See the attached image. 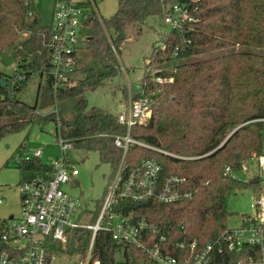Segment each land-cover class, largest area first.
<instances>
[{"label": "trees", "instance_id": "16d2710c", "mask_svg": "<svg viewBox=\"0 0 264 264\" xmlns=\"http://www.w3.org/2000/svg\"><path fill=\"white\" fill-rule=\"evenodd\" d=\"M173 5L185 7L190 20L167 34L157 33L159 45L153 47L146 65L151 73L138 81L134 92V98L147 99L150 114L131 127L130 136L174 157L134 145L125 162L128 170L143 160L157 162L160 178L184 177L192 198L170 205L150 201L131 204L129 210L159 226L168 242L196 241L201 248L228 227L227 202L232 194L246 189L256 195L262 192L260 182L250 183L236 176L245 162L263 153L264 55L247 49L264 50V0H117L116 13L108 21L101 24L93 14L85 21L87 49L108 73L76 68L74 74L81 72L83 78L55 94L48 76L51 32L42 25L35 0H0V56L12 51L19 69L7 78L0 72V139L25 130L36 113L40 116L49 107L102 86L118 68L106 32L111 29L116 33L112 41L116 48L129 25L163 20ZM81 7L90 14L88 3ZM150 29L155 31L154 26ZM213 52L220 54L195 59ZM17 74L23 75L24 81L11 85L10 79ZM32 76L43 79L44 84L38 85L33 102L26 104L16 95ZM40 117L53 122L56 136L71 147L96 152L114 173L121 150L114 147L111 136L126 133L117 115L97 107L88 109L83 99L69 119L58 110ZM23 148L24 144L19 146L18 155L10 160L23 178L40 174L46 165L36 158L24 160ZM68 233L64 254L83 255L90 232ZM121 250L123 262L117 263L114 255ZM92 260L99 264H155L147 253L116 244L108 233L96 236Z\"/></svg>", "mask_w": 264, "mask_h": 264}, {"label": "built area", "instance_id": "2783aa9c", "mask_svg": "<svg viewBox=\"0 0 264 264\" xmlns=\"http://www.w3.org/2000/svg\"><path fill=\"white\" fill-rule=\"evenodd\" d=\"M82 3L89 4L90 14L81 7ZM95 11V0H55L47 42L51 58L48 76L53 94L72 84L79 44H86L88 37L85 21L89 15L95 17ZM189 20L185 7L180 5H173L163 16V22L171 29H178ZM98 22L102 24V21ZM107 39L114 54L116 48L111 38L107 36ZM150 73V69L145 68L143 77ZM22 81L24 76L17 74L10 79V84ZM156 81L164 82L162 79ZM128 100V113L124 110L117 114V122L125 125L126 133L111 136L114 147L121 150L120 162L94 220L86 222L79 214V203L63 189L79 173L65 159V150L71 145L57 136L63 157L46 165L40 174L22 177L18 187L19 217L0 220V264H55L59 256L69 257L63 250L68 232L72 230L90 232L85 253L71 256L77 257L73 264H99L92 260L94 242L99 233H108L120 246L147 253L155 264H264V188L260 195L252 191L251 213L243 215L237 227H227L201 248L196 241L168 242L159 226L129 210L131 204L148 201L166 205L187 202L192 193L185 189L184 177L161 179L160 165L153 160H143L138 167L128 170L125 161L129 148L134 145L174 157L131 138V127L149 116L150 105L144 97L134 98L132 92ZM145 108L148 113L143 114ZM53 112H57L56 106ZM41 155L42 150H37L31 158L40 160ZM252 159L257 161L259 168L264 167V154Z\"/></svg>", "mask_w": 264, "mask_h": 264}, {"label": "rangeland", "instance_id": "374dc122", "mask_svg": "<svg viewBox=\"0 0 264 264\" xmlns=\"http://www.w3.org/2000/svg\"><path fill=\"white\" fill-rule=\"evenodd\" d=\"M54 3L55 0H35L36 12L45 27L50 28L52 26ZM95 8L94 20L108 21L116 13L117 0H95ZM150 26H154L155 31L150 29ZM170 30L171 27L165 24L163 20H148L147 24L142 26L129 25L124 39L116 45L114 59L118 68L115 74L106 77L102 86L86 92L84 96L58 103L56 109L59 111V115L67 119L71 118L77 104L83 99H85L88 109L97 107L116 115L118 108L123 106L125 112L128 113L129 93L143 77L153 47L159 45L157 33L167 34ZM106 35L113 42L116 40V33L113 30H108ZM247 51L264 55L262 49L249 48ZM218 54L220 52H213L200 55L195 59L206 60L214 58ZM76 62L79 70L91 69L97 74L108 73L104 65L91 56L83 42L79 44ZM18 70L13 52H4L0 56V72L7 78ZM82 78L81 72H77L72 76V84L76 82V79ZM39 84H44V80L38 76H32L16 96L24 103L31 104ZM53 110L54 107H49L40 114L44 116L52 113ZM146 113H148L147 108L143 111V114ZM40 116L38 113L31 116L30 124L25 130L0 139V198L3 199V203L0 204V220H11L20 215L18 187L22 175L14 160H10L11 157L14 158L18 155L19 146L24 144L22 154L26 158H31L35 151L42 150L40 162L43 165H51L56 159L63 157L58 145L54 123L44 122ZM262 154H264V144ZM65 159L77 169L79 174L64 185L63 189L79 203V214L84 216V220L92 222L93 212L111 182L113 170L109 163L100 161L96 152H87L83 149L67 148ZM7 161L9 163L5 166ZM253 175L259 176L260 185L264 188V167L259 168L255 159L245 162L236 177L242 181H250ZM252 191L246 189L232 194L228 199L229 228L237 227L242 216L251 213L249 205L252 201ZM59 249H61L60 246ZM76 260L77 257H62L61 255L56 259L55 264H73ZM114 261L123 262L122 250L115 253Z\"/></svg>", "mask_w": 264, "mask_h": 264}, {"label": "water", "instance_id": "95a60500", "mask_svg": "<svg viewBox=\"0 0 264 264\" xmlns=\"http://www.w3.org/2000/svg\"><path fill=\"white\" fill-rule=\"evenodd\" d=\"M161 39L158 38V41H160ZM3 85H5V82H2ZM123 111V108L120 109L119 111H117L118 113ZM225 142V141H224ZM250 183H259V177H255L254 179L250 180Z\"/></svg>", "mask_w": 264, "mask_h": 264}, {"label": "crops", "instance_id": "0c3cea01", "mask_svg": "<svg viewBox=\"0 0 264 264\" xmlns=\"http://www.w3.org/2000/svg\"><path fill=\"white\" fill-rule=\"evenodd\" d=\"M136 85V84H135ZM136 88H137V85L133 88V90L131 91L133 94H134V92L136 91ZM123 108V111H124V107L122 106V107H120V108H118V110L117 111H119L120 109H122ZM122 112V111H121ZM121 112H119V113H121ZM118 112H117V114H119ZM116 114V115H117ZM256 176H251V178H250V180H252V179H254ZM258 177V176H257ZM259 182H260V179H259Z\"/></svg>", "mask_w": 264, "mask_h": 264}]
</instances>
